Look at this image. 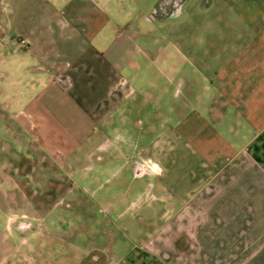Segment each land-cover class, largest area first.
<instances>
[{
	"label": "crops",
	"instance_id": "obj_1",
	"mask_svg": "<svg viewBox=\"0 0 264 264\" xmlns=\"http://www.w3.org/2000/svg\"><path fill=\"white\" fill-rule=\"evenodd\" d=\"M4 1L0 33L20 37L10 73L46 81L42 118L86 133L64 159L75 174L130 167L151 178L150 206L163 208L164 227L144 264L159 255L264 264V25L248 24L249 40H215L203 25L193 37L161 27L175 11L161 0Z\"/></svg>",
	"mask_w": 264,
	"mask_h": 264
},
{
	"label": "rangeland",
	"instance_id": "obj_2",
	"mask_svg": "<svg viewBox=\"0 0 264 264\" xmlns=\"http://www.w3.org/2000/svg\"><path fill=\"white\" fill-rule=\"evenodd\" d=\"M161 1L175 10L166 21L159 19L161 27L175 30L176 36L177 27L193 37V30L203 25L209 39L249 40L254 33L248 24L264 25V0ZM5 6L0 0V10ZM157 9L167 13L162 6ZM163 31L156 33L160 39ZM19 40L18 33H0V264L152 263L153 239L164 224L163 208L150 206L152 196L145 186L151 178L137 179L130 167L115 175L101 170L96 176L100 170L89 169L75 174L64 159L86 133L74 121L42 118L37 109L48 101L46 81L9 71L12 42ZM25 61L32 63L33 57ZM54 95L63 116L66 99L62 92ZM90 147L85 145L84 151ZM92 179L96 182L87 189L78 187ZM175 243L183 246L182 240ZM172 263L159 255L158 264ZM232 263L231 256H191V264Z\"/></svg>",
	"mask_w": 264,
	"mask_h": 264
},
{
	"label": "built area",
	"instance_id": "obj_3",
	"mask_svg": "<svg viewBox=\"0 0 264 264\" xmlns=\"http://www.w3.org/2000/svg\"><path fill=\"white\" fill-rule=\"evenodd\" d=\"M22 42H23V43H26V41H25V40H23Z\"/></svg>",
	"mask_w": 264,
	"mask_h": 264
},
{
	"label": "water",
	"instance_id": "obj_4",
	"mask_svg": "<svg viewBox=\"0 0 264 264\" xmlns=\"http://www.w3.org/2000/svg\"><path fill=\"white\" fill-rule=\"evenodd\" d=\"M27 224L29 225L30 223L28 222Z\"/></svg>",
	"mask_w": 264,
	"mask_h": 264
}]
</instances>
